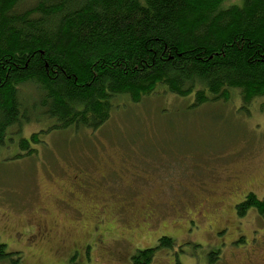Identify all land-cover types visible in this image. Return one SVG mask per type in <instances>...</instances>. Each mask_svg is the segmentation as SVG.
<instances>
[{"label": "rangeland", "instance_id": "1", "mask_svg": "<svg viewBox=\"0 0 264 264\" xmlns=\"http://www.w3.org/2000/svg\"><path fill=\"white\" fill-rule=\"evenodd\" d=\"M224 1L221 8L241 3ZM192 98L158 89L139 103L115 104L96 130L47 134L34 156L15 159L16 146L0 149V243L20 251L24 264H103L102 246L129 255L155 247L165 234L196 261L219 243L208 223L228 224L229 235L240 226L245 233L264 228L253 209L239 220L232 210L250 190L264 200V97L244 108L235 91L229 102L200 107ZM39 128L34 122L22 133ZM65 173L105 175L89 192L74 188L80 217L57 200L71 190ZM34 223L52 233L27 248L15 235ZM85 241L93 248L87 251ZM74 247L80 254L66 261ZM164 253L155 252L154 264Z\"/></svg>", "mask_w": 264, "mask_h": 264}, {"label": "trees", "instance_id": "2", "mask_svg": "<svg viewBox=\"0 0 264 264\" xmlns=\"http://www.w3.org/2000/svg\"><path fill=\"white\" fill-rule=\"evenodd\" d=\"M239 1L0 0V149L34 156L47 134L96 130L115 104L158 89L193 95L194 107L229 102L234 91L243 108L253 104L264 97V0ZM34 122L42 128L24 135ZM67 174L71 190L57 200L80 217L74 188L89 192L105 175ZM250 209L264 221V200L252 190L236 213ZM157 239L138 251L147 262L173 245L165 234ZM0 264L24 263L2 242Z\"/></svg>", "mask_w": 264, "mask_h": 264}, {"label": "flooded vegetation", "instance_id": "3", "mask_svg": "<svg viewBox=\"0 0 264 264\" xmlns=\"http://www.w3.org/2000/svg\"><path fill=\"white\" fill-rule=\"evenodd\" d=\"M258 183L264 185V180H261ZM234 202L235 203L232 204L234 219H243L246 217V214L238 217L236 213V207L239 202ZM195 215L203 219L207 217V215H205L201 209H197ZM151 219H154V217L145 216L142 218L143 221ZM262 223H264V221H262ZM208 225L211 227V229H213V232L211 231V236H213V238L219 242L216 249H211V251L208 250L206 253L204 252V254L201 256V260L195 261L192 258L193 256H188L189 252L184 253L182 245L174 246L175 241L172 240L173 245L170 248H163V250H165L163 259H161V261L157 264H186V258L195 261L194 264H264V228L260 230L252 229L249 233H245L244 229L240 226L234 230L233 233H230L231 235H229L228 224H224L221 227H214L215 225L213 226L210 223H208ZM51 231V229H48L41 223H34L27 229H20L16 235V232L13 234L15 235V238L18 242L29 248L31 246L39 245V242L42 241L48 242L52 233ZM189 234L190 231L188 230L189 240L187 241L191 242L192 237H190ZM230 237L231 239H229ZM85 242L86 247L88 242ZM98 242L100 243L99 240ZM221 245H224L227 248L225 253H223V247H220ZM90 246L91 245H88V247ZM142 249L143 248L137 249L128 255L121 253L120 251H116L113 248L111 250L102 246L99 252L103 255V264H118L120 261V263L124 261L126 264H154L153 260L155 253H153L152 259L147 262L144 260V258H141L140 254L138 253V251ZM69 254V258H71L80 253L77 248L74 247Z\"/></svg>", "mask_w": 264, "mask_h": 264}]
</instances>
